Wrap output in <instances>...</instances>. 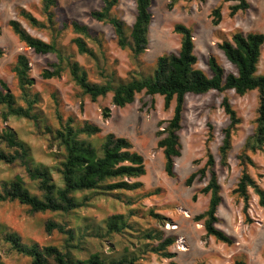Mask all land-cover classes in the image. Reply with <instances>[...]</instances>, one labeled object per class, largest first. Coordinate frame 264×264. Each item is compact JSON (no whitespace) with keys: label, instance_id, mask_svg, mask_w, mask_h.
Wrapping results in <instances>:
<instances>
[{"label":"clouds","instance_id":"obj_1","mask_svg":"<svg viewBox=\"0 0 264 264\" xmlns=\"http://www.w3.org/2000/svg\"><path fill=\"white\" fill-rule=\"evenodd\" d=\"M30 2L39 9L40 0ZM237 3L239 0H209L211 7H222L225 11L230 4ZM183 15H187V12ZM179 16L177 13V18ZM20 25L29 35L38 36L44 44L61 50L62 62L58 65L61 79L58 83L65 84L66 91L73 93L72 103L67 107L75 114V119L68 124L69 112L64 105H58L49 98L48 90H40L45 99L39 103L28 101L18 94V104L28 113V118L13 124L17 128V136L14 143H9L5 139L6 124L11 121L4 120L7 112L0 106V153L10 160L9 164H0V264H32L33 258L29 253L37 245L41 251L45 247H56L75 261H86L89 256L96 255L103 264H161L150 251L159 241L143 237L145 233L160 227L149 212L162 208L167 201L163 198L160 201L153 199L152 187L148 184L135 187V181L129 176L115 174L122 164L105 163V143L111 127L107 121L99 119V109L111 104L113 97L122 95L123 90L132 85V77L125 75L122 69L116 70L108 44L100 47L82 33L71 30L54 34L47 28H32L24 19H20ZM129 35L130 32L125 31L124 36ZM172 36L174 47L179 50L182 37L177 33ZM73 65L75 78L72 75ZM93 92L96 93L94 103ZM81 105L83 114L79 110ZM57 114L61 115L59 121ZM92 124H97L102 130L91 132ZM69 127L72 129L70 137L67 135ZM246 127L254 134L258 125L253 118V122ZM57 133L63 135L58 136ZM236 142L240 143L239 140ZM73 144L90 145L92 155L86 163L71 166L66 176L65 168L68 167L69 151ZM239 154L235 170L229 172V179L235 177L231 187H238L244 175L251 174L255 179L259 174L261 178L256 180V184L260 195H264V143L257 145L253 135L246 143L240 144ZM248 156L257 165L255 171L249 167ZM90 166L95 169L93 174L87 171ZM14 184L19 186L26 199L8 195ZM244 188L251 205L249 212L242 211L244 203L238 193L228 197L230 203L227 211L225 205L217 203L215 211L211 212L217 218L212 227L227 236L236 234L235 229L239 227L240 239L237 243L240 247L233 245L236 252L241 249L248 251L255 239L249 233L244 216L256 214L264 219V209H259L257 204L260 196L247 183ZM217 195L223 196L225 193L221 190ZM211 199L210 190L208 200ZM184 206L187 212H176L175 217L179 218L181 228L191 236L193 243L190 247L202 254L200 259L205 264H215L211 257L215 255L218 241L209 242L205 235V227L210 223V205L201 207L188 202ZM53 207L55 211L51 210ZM221 217L227 221L226 225L219 222ZM116 221H119V231L111 229ZM124 224L132 225L134 238L127 235L129 229L123 227ZM68 229L74 232L71 240L62 234ZM8 236L15 237L18 246L7 240ZM201 237H204L202 243ZM109 243L114 247L109 248ZM251 251L255 252L256 249L252 248ZM260 251L264 252V245ZM224 253L232 257V250L227 247H224ZM250 259L255 260L256 257L251 256ZM49 260L52 264V258ZM163 264H167V261ZM219 264H231V260L222 254Z\"/></svg>","mask_w":264,"mask_h":264},{"label":"rangeland","instance_id":"obj_2","mask_svg":"<svg viewBox=\"0 0 264 264\" xmlns=\"http://www.w3.org/2000/svg\"><path fill=\"white\" fill-rule=\"evenodd\" d=\"M227 2V0H225ZM248 9L243 12H237L235 15H229L230 4L227 10L220 7V22L218 25L211 24L210 11L215 8L209 5V0L203 2L195 0H152L149 7L151 21L148 28V45L145 52L139 57L138 62H133L127 50H120L115 43V36L112 28L92 20L89 17V12L97 10L100 7V0H57V8L55 9V17L58 20L68 19L75 20L81 24L88 26L102 35L104 45L108 44L110 55L113 57V64L116 65V70H123L124 74L129 76L134 72L135 76H150L155 67L157 57L176 52L174 47L175 40L173 39V27L176 24H182L192 31V41L194 45L193 53L196 57L195 67L200 69L207 77H210V71L207 67V59L213 56L225 73H235L233 66L225 59L218 44L229 39L234 32L246 34L248 32H258L264 36V0H247ZM23 5V6H21ZM204 6V7H202ZM22 8L36 19L42 17L37 6L30 0H0V81L4 82L8 89L16 97H18V89L16 87L11 66L15 58L19 54H23L29 64V76L33 79V91L38 93L41 102L45 97L41 95L40 90H48L49 98L58 105H64L69 112L68 117L75 119V114L71 112L68 105H71L73 93L66 91V85L58 83L60 78L43 80L40 73L47 68L48 63L55 59L52 55H36L30 49L18 42L16 37L6 27V22L17 18L16 10ZM30 9V10H29ZM187 12V15H183ZM177 13L180 14L177 18ZM114 14L125 22L127 26L133 23L135 16V5L132 0H120L117 7L114 9ZM38 20H42L39 18ZM66 31L65 33H67ZM40 39L38 36L31 35ZM261 60L258 65L259 72L262 69ZM131 65V67H129ZM133 73V75H134ZM226 98L231 108L235 111L240 122L232 133L231 150L227 156V167H220L218 164L217 148L221 143L222 130L228 125L229 120L225 115L221 102ZM94 103V102H93ZM257 106V91L247 92L243 96H237L232 90L222 93L209 91L202 95L186 94L184 97L183 111L181 115V129L178 133L180 142V156L174 159V174L173 178L167 177L163 172V157L162 153L156 147L158 140V132L163 129L164 123L171 115L174 107V101L171 102L168 110L163 109L162 97L147 96L143 93L137 94L134 101L123 108H118L112 104L105 105L99 109V119L107 121L111 127V132L117 137H123L130 141L133 150L140 154L144 160L145 174L140 179H135L141 183V187L148 184L152 187V198L160 201L162 198L167 201L162 208L154 211L164 217L163 225L156 228L164 233L165 236L174 238V243L169 247L168 251L174 254L170 260L159 259L161 264L171 261L175 264H194L205 261L200 259L202 255L198 251H193L190 245L193 243L192 238L186 231L181 228L179 218L175 217L176 212H187L184 206L186 203L199 204L201 207L207 205L208 196L202 195L199 191L205 185V181H194L190 187L184 186V180L188 175L195 170L201 168L205 162V151L208 148L209 152L215 160V172L217 175L220 191L223 190L225 195L221 196V204L225 205V210H228L230 200L228 197L233 196L231 187L233 179H229V172L234 171L236 167L237 155L239 153L240 144L244 143L246 137L252 132L246 125L253 122L255 119V110ZM83 114V105L80 106ZM106 111L107 116L103 117V112ZM60 116V114H57ZM56 116V117H57ZM111 116V119H109ZM6 124L7 127L14 130L17 134V128L13 127L20 119L9 118ZM24 120V119H23ZM88 122V121H85ZM97 126V124H94ZM99 127V126H98ZM100 128V127H99ZM100 130H102L100 128ZM208 133H211L212 138L207 142ZM240 141L237 143L236 141ZM251 158V156H250ZM252 160V158H251ZM250 167L255 171L257 165L254 161ZM2 164V163H0ZM252 178L253 176L249 174ZM257 174L255 181L260 179ZM196 196L195 200L192 199ZM251 205H248L246 212H249ZM259 209H261L259 207ZM259 209L257 210L259 212ZM264 214V213H262ZM220 223L227 224V221L221 217ZM244 222L249 228V233L255 239L252 240L248 251L236 252L233 245L240 247L237 243L240 239L239 227L235 229V233L230 236L233 243L230 246L218 243L214 250L215 255L211 260L215 264H219L220 257L223 254L226 259L231 260V264L235 259H240L244 264H264V252H261V246L264 245V219H260L256 214H248L244 216ZM259 230V231H257ZM129 236V235H128ZM130 237V236H129ZM209 242L214 241L208 238ZM204 237L200 238L202 243ZM109 248L114 247L111 243ZM205 247L207 245L205 244ZM224 247L232 250V257H228L224 253ZM175 248V250H172ZM181 248L184 250L181 251ZM256 251L252 252L251 249ZM255 256V260L250 257Z\"/></svg>","mask_w":264,"mask_h":264},{"label":"trees","instance_id":"obj_3","mask_svg":"<svg viewBox=\"0 0 264 264\" xmlns=\"http://www.w3.org/2000/svg\"><path fill=\"white\" fill-rule=\"evenodd\" d=\"M120 0H100V7L97 10L89 12V17L99 23L109 25L115 36L116 46L120 50H127L133 62H138L139 57L145 52L148 45V28L151 21V14L149 7L152 0H132L135 5V16L133 23L127 26L124 21L118 18L114 14V9L119 4ZM203 2L204 0H195ZM57 8V0H40V15L42 20L36 19L30 12L18 8L16 15L19 19H24L32 28L44 29L47 28L54 34L65 33L71 30L72 32L82 33L91 41L98 44L100 47L104 46L102 35L88 26L81 24L75 20L61 19L58 20L55 17V9ZM248 9L247 0H239L236 5L230 6L229 15L233 16L237 12H243ZM211 24L216 26L220 22V7H215L210 11ZM6 27L16 37L19 43L30 49L36 55H52L54 61L48 63L47 68L43 69L40 73V77L43 80L60 78L59 63L62 62V52L60 49L54 46L44 44L41 39L33 37L21 27L20 22L12 19L6 22ZM125 31H129L128 37L124 36ZM173 33H177L182 37L181 46L176 52L163 54L156 58L155 67L152 75L142 76L131 72L129 76L132 77V85L123 90V94H118L112 98L111 104L118 108H123L126 105L131 104L137 94L143 93L147 96H160L162 97L163 109L168 110L172 101H174V107L171 117L165 121L160 122L159 125L165 124L163 129L158 132V140L156 147L162 153L163 157V172L169 177L173 178L174 174V159L180 156V142L179 131L181 129V115L183 111L184 97L186 94L202 95L211 90L218 93H222L228 90H232L235 95L243 96L247 92L257 91V106L255 110L254 122L258 125L255 133H251L246 137L244 143L255 135L256 144L260 145L264 143V36L258 32H248L242 34L241 32H234L230 35L229 39H224L218 44V49L225 57V59L233 66L235 73H225L223 68L219 65L217 60L210 56L207 59V67L210 71V77H207L200 69L196 68V57L193 53L194 45L192 41V31L190 28L185 27L182 24H176L173 27ZM75 42V41H70ZM82 44L83 42L80 41ZM233 44L235 47H233ZM92 54V53H90ZM94 55V54H93ZM2 51L0 50V57ZM262 63V69L259 72L258 65L260 61ZM11 73L15 80L16 87L18 89L19 96L26 97L31 102H41V98L38 93L33 91V79L29 76V64L27 58L23 54L16 56L14 63L11 66ZM73 78H75V65H73ZM93 101L95 102L96 93H92ZM55 100V98H52ZM0 106L6 109L7 114L4 116V120L9 118H18L27 120L28 113L24 108L18 104V97H16L8 89L6 84L0 81ZM221 107L225 115L228 117V125L221 131L222 139L217 148L218 164L220 167H227V156L231 150V138L232 133L236 129L240 120L236 116L235 111L231 108L227 99L224 97L221 102ZM107 110H104L103 117H106ZM56 119L59 121L60 116ZM74 120L68 117V124H71ZM86 124L88 122H85ZM7 136L5 139L9 143H14L17 136L16 132L7 127ZM91 132H99L100 128L94 124L90 126ZM166 133V135H164ZM72 129L67 128V135L70 137ZM58 136L63 133H57ZM163 137V138H161ZM212 138L211 133H208L207 142ZM123 150V151H122ZM255 153V150H253ZM92 155L91 146L75 145L69 151L68 167L65 168V175L67 176L71 166L77 164L86 163L88 158ZM239 153L237 159H239ZM105 163H120L122 166L115 170V174H122L129 176L132 180L142 177L145 174L144 160L140 154L133 150L132 144L129 140L123 137H117L112 133H109L105 143ZM249 161V167L254 164L250 156L246 157ZM127 162V163H124ZM0 163L9 164V158L0 153ZM243 163V161H241ZM215 160L208 148L205 151V162L203 166L194 172L190 173L184 180V186L190 187L194 181H205V185L199 191L202 195H207L209 191H212V199L207 202L210 205L209 208V220L210 223L205 227V235L207 238H212L218 243L230 246L233 240L230 236H227L219 229L213 228L212 224L217 222V218L211 215L212 211H215L217 203L221 204L222 198L217 193L220 192V185L218 183L217 175L214 170ZM89 174H93L95 169L91 166L87 170ZM247 183L252 186L260 199L257 204L261 209H264V195H260L259 186L256 181L249 175H244L240 178L238 187L232 190V195L237 193L241 196L244 209L246 212L248 209V196L246 195L244 185ZM135 187H141V183L135 181L133 185ZM120 187V186H116ZM129 187V186H125ZM13 197H20L26 199L25 195L21 192L18 185H12V191L8 193ZM196 196L192 197L195 200ZM51 210L55 211L53 207ZM63 210V209H61ZM135 214V213H131ZM149 215L153 220L163 225L164 217L155 212H149ZM246 216V215H245ZM200 217L198 216L197 219ZM123 227L129 229L127 235L130 238L132 236L133 227L130 224H124ZM111 229L114 231L120 230L119 221L113 222ZM66 235L69 240L74 238V232L72 229H68ZM95 238V237H94ZM144 239L151 240L153 238L159 241V244L152 246L150 251L158 259H172L174 254L169 252L168 249L174 243V238L171 236H165L164 233L156 228L151 232L144 234ZM14 246L17 245V240L13 236L6 238ZM114 246V245H113ZM32 256V264H50L49 258H52V264H103L101 259L96 255H91L86 261H75L73 257L68 254L61 253L56 247H45L42 251L39 246H35L29 253ZM168 264H175L169 262ZM202 264V263H194ZM233 264H244L240 259H235Z\"/></svg>","mask_w":264,"mask_h":264}]
</instances>
